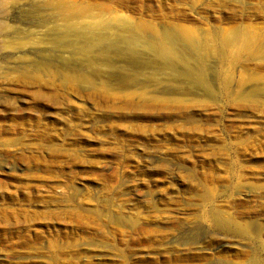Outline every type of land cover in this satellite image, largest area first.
<instances>
[{
    "label": "rangeland",
    "instance_id": "374dc122",
    "mask_svg": "<svg viewBox=\"0 0 264 264\" xmlns=\"http://www.w3.org/2000/svg\"><path fill=\"white\" fill-rule=\"evenodd\" d=\"M255 257L264 0H0V264Z\"/></svg>",
    "mask_w": 264,
    "mask_h": 264
},
{
    "label": "bare ground",
    "instance_id": "6f19581e",
    "mask_svg": "<svg viewBox=\"0 0 264 264\" xmlns=\"http://www.w3.org/2000/svg\"><path fill=\"white\" fill-rule=\"evenodd\" d=\"M140 31H143V30L141 29ZM182 35L183 34L180 35L182 37V39H181V37H179L178 40L180 42H185L184 44L190 43L194 38V37L193 38L192 37H184L185 35L184 36H182ZM178 36H179V33H178ZM232 38L234 39L235 36L232 35ZM156 43H157V46L160 48L163 56L173 57V58L176 57V50L173 47L167 46L166 43L162 39L156 38ZM215 220H216L218 226L225 232H233V233H237L240 235H246V236L251 235L250 234V232H251L250 228L248 226L244 225L243 223H240V222H237L234 220L224 219V218H222V215H220V214H215ZM247 264H264V261H262L258 257H255Z\"/></svg>",
    "mask_w": 264,
    "mask_h": 264
}]
</instances>
